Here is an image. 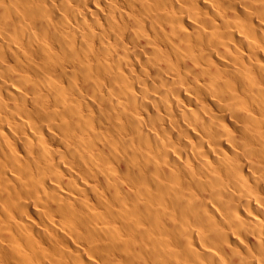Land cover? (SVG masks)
<instances>
[{"label":"bare ground","instance_id":"bare-ground-1","mask_svg":"<svg viewBox=\"0 0 264 264\" xmlns=\"http://www.w3.org/2000/svg\"><path fill=\"white\" fill-rule=\"evenodd\" d=\"M0 264H264V0H0Z\"/></svg>","mask_w":264,"mask_h":264}]
</instances>
